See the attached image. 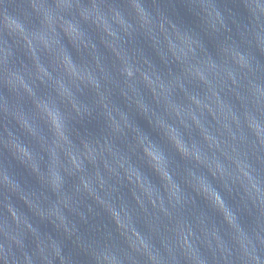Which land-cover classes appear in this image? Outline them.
Here are the masks:
<instances>
[{
	"label": "clouds",
	"instance_id": "9594fccd",
	"mask_svg": "<svg viewBox=\"0 0 264 264\" xmlns=\"http://www.w3.org/2000/svg\"><path fill=\"white\" fill-rule=\"evenodd\" d=\"M0 264H264V0H0Z\"/></svg>",
	"mask_w": 264,
	"mask_h": 264
}]
</instances>
